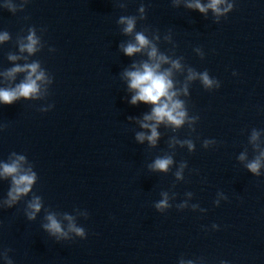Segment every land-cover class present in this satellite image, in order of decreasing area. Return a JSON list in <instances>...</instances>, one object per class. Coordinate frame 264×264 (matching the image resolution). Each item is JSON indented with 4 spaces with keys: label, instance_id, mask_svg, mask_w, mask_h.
<instances>
[{
    "label": "water",
    "instance_id": "1",
    "mask_svg": "<svg viewBox=\"0 0 264 264\" xmlns=\"http://www.w3.org/2000/svg\"><path fill=\"white\" fill-rule=\"evenodd\" d=\"M231 2L233 10L218 23L210 9L202 14L185 0L179 7L171 0H28L15 14L0 8V32L11 37L0 42V73L38 60L53 81L41 85L48 90L41 99L0 104V161L24 154L38 177L32 192L0 208V250L10 249L13 264H264V167L260 176L244 167L258 154L250 143L253 129L264 148V0ZM141 4L145 19L137 31L147 28L150 38L157 32L161 52L220 82L213 90L192 82L181 99L189 115L199 117L195 131L161 124L155 147L135 141L136 132L148 131L137 121L151 105L128 103L133 93L122 73L144 57L119 50L131 37L116 23L121 15H137ZM29 27L43 43L31 55L19 50ZM8 54L20 59L9 61ZM25 75L14 81L0 75V87ZM173 138L192 139L194 151L169 147ZM205 139L216 143L205 149ZM241 153L245 161L237 159ZM163 155L173 156L170 171H150ZM181 161L188 166L176 180ZM9 187L10 178H0V200ZM162 192L172 207L160 212L154 204ZM33 195L43 207L28 221L24 212ZM49 212L66 232L70 223L84 228L85 238L68 232V239L55 241L41 228Z\"/></svg>",
    "mask_w": 264,
    "mask_h": 264
},
{
    "label": "clouds",
    "instance_id": "2",
    "mask_svg": "<svg viewBox=\"0 0 264 264\" xmlns=\"http://www.w3.org/2000/svg\"><path fill=\"white\" fill-rule=\"evenodd\" d=\"M28 0H4L3 4H0V8L6 9L10 13L15 14L17 11H22ZM181 0H171L173 7H179ZM222 4H226L225 7H221ZM120 8H125L124 3H119ZM185 7L194 9L202 14H206L209 9L217 18L214 22H219V17L226 16L233 10V3L231 0H208L207 3H201V0H185ZM145 7L143 4L137 9V15H121L116 21L120 27V32L124 36H129L131 39L122 42L119 45V50L127 57H133L140 54L144 58L139 61H134L130 68L125 69L122 73V79L127 82V89L133 93L128 100L130 105H137L143 103L151 105L150 112L143 115L142 119L137 122L141 129H147L148 131H139L135 133V141L143 144L147 141L150 147H155L161 133L157 130L158 127L163 124L166 128H171L176 131L185 125L189 131H195L194 125L197 123L199 117L196 115H189L186 100L181 97L189 96V87L194 81H199L200 85L205 90L218 89L220 82L210 77L207 70L198 72L194 68L182 63V57L173 58L168 53L161 52L155 41L160 40L159 34L156 32L150 38L148 35L149 30L143 28L137 31L136 25L138 20L145 19ZM44 29H41V32ZM10 34L7 31L0 32V42L10 40ZM165 41H170V36L165 35ZM43 47L41 37L37 35V30L34 27L27 29V35L21 38L19 43V50L21 53L27 52L29 55L37 53ZM54 51V49H49ZM195 51L203 59V52L200 48H196ZM7 59L9 61H16L20 59L17 55L8 54ZM186 72V75L184 73ZM26 73L24 78L16 83L14 86L0 87V104L11 105L21 98L25 100H37L48 94V90L41 91L42 84H51L52 77L48 75L46 70L41 67L38 60H34L31 63L15 64L8 68L0 75H3L7 80L14 81L17 74ZM176 74H183L184 79L182 81L177 80ZM233 75H236L233 72ZM52 105L47 108H40L39 110L44 112L48 111ZM129 120L134 119L129 117ZM3 125H0V131L3 130ZM260 136V133L253 129L250 137V143L253 144V149L258 154L248 161L244 167L247 171L254 176H260L262 174L261 168L264 167V148L255 143ZM215 140L205 139L202 142V147L207 149L210 145H214ZM179 144L181 147L185 145L188 151L191 153L195 149V144L192 139L179 140L173 138L169 142V147ZM240 161H245V153H241L237 158ZM174 164L172 155L157 156L152 163L148 165V168L152 172L168 173L171 166ZM187 162L181 161L178 169L173 173L176 180L184 179V169L187 168ZM0 178H10V187L7 191V198L0 200V208L8 209L16 205L20 199L27 196L32 192L34 184L37 182V173L33 170V165L27 160L24 154H17L12 152L9 154L8 161H0ZM220 195V193H217ZM186 195L191 197L193 194L187 192ZM163 197L154 204V208L160 212L165 209H169L172 205L169 204L168 193L162 192ZM226 200L227 197L225 196ZM214 205H219V200H215ZM43 207L42 198L39 195H33L32 199L27 203V209L24 212L28 221H33L36 218L37 213L41 211ZM177 209H183L187 207V202L176 206ZM198 205H192L193 209H196ZM201 211H206L201 209ZM47 223L41 225V228L50 236L55 238V241L68 239V232H74L82 239L85 238L86 232L82 227H76L74 224L68 225V232H66L61 223L56 219L54 213H47L44 217ZM65 219L71 220V217L65 216ZM213 227H216L214 224ZM10 249L0 250V258H2L5 264H13L12 260L8 256ZM189 264H192L190 261ZM221 264H226L225 261H221Z\"/></svg>",
    "mask_w": 264,
    "mask_h": 264
}]
</instances>
